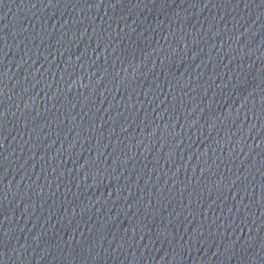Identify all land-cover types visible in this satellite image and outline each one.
Listing matches in <instances>:
<instances>
[{"label": "water", "instance_id": "95a60500", "mask_svg": "<svg viewBox=\"0 0 264 264\" xmlns=\"http://www.w3.org/2000/svg\"><path fill=\"white\" fill-rule=\"evenodd\" d=\"M0 264H264V0H0Z\"/></svg>", "mask_w": 264, "mask_h": 264}]
</instances>
